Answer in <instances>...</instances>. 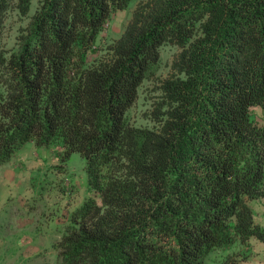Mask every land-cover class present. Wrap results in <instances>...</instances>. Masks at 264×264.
Segmentation results:
<instances>
[{"label": "trees", "instance_id": "obj_1", "mask_svg": "<svg viewBox=\"0 0 264 264\" xmlns=\"http://www.w3.org/2000/svg\"><path fill=\"white\" fill-rule=\"evenodd\" d=\"M132 1L0 0V167L28 143L84 159L61 264H206L217 250L249 264L264 245V0H138L105 41ZM165 46L177 52L157 78Z\"/></svg>", "mask_w": 264, "mask_h": 264}, {"label": "rangeland", "instance_id": "obj_2", "mask_svg": "<svg viewBox=\"0 0 264 264\" xmlns=\"http://www.w3.org/2000/svg\"><path fill=\"white\" fill-rule=\"evenodd\" d=\"M138 0L117 11L106 25L104 40L117 39L131 18ZM37 1L34 3V8ZM16 21L8 35L12 40L19 25ZM177 49L165 46L157 78H165ZM156 78V79H157ZM156 80H147L132 111L138 125H148L143 118L154 96ZM258 115L264 110L258 109ZM88 195L84 159L78 153L65 155L59 146L38 148L28 143L10 162L0 167V264H61L55 245L61 239L71 213ZM258 222L264 225V198L253 204ZM230 251L217 250L206 264H222ZM249 264H264V245L256 244ZM248 264V263H247Z\"/></svg>", "mask_w": 264, "mask_h": 264}]
</instances>
